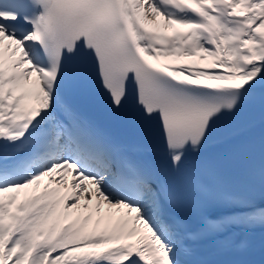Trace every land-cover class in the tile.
<instances>
[{
  "label": "snow or ice",
  "instance_id": "1",
  "mask_svg": "<svg viewBox=\"0 0 264 264\" xmlns=\"http://www.w3.org/2000/svg\"><path fill=\"white\" fill-rule=\"evenodd\" d=\"M0 264H264V0H0Z\"/></svg>",
  "mask_w": 264,
  "mask_h": 264
},
{
  "label": "bare ground",
  "instance_id": "2",
  "mask_svg": "<svg viewBox=\"0 0 264 264\" xmlns=\"http://www.w3.org/2000/svg\"><path fill=\"white\" fill-rule=\"evenodd\" d=\"M41 185H43V184H41ZM81 203L83 204V201H81ZM119 215H120V213H116V216H119ZM101 226H103V225H101ZM135 239H136V237L133 238V241H135Z\"/></svg>",
  "mask_w": 264,
  "mask_h": 264
}]
</instances>
